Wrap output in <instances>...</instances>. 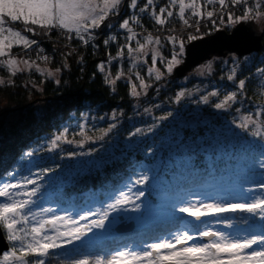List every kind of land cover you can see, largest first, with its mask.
Segmentation results:
<instances>
[{"label": "snow or ice", "instance_id": "snow-or-ice-1", "mask_svg": "<svg viewBox=\"0 0 264 264\" xmlns=\"http://www.w3.org/2000/svg\"><path fill=\"white\" fill-rule=\"evenodd\" d=\"M125 2L126 0H0V68L10 73L7 80L0 78V85L13 84L11 76L25 70L35 68L38 72L44 71L36 61L11 54L14 47L27 53L35 46L38 59L43 61L50 59L46 55H40L44 51L41 42L30 38L28 33L35 37L49 35L52 29H57L69 34L66 39L74 37L83 45H91L97 50L100 44L95 41L101 39L99 30L106 27L109 31L104 34L101 42L107 48L118 40L117 35L111 31L117 25L107 21L120 15V7ZM262 6L264 0H202V3L200 0H189L187 3L186 0H168L166 5L159 7L157 13L154 0H145L143 6H139V0H127L126 7L132 10L131 15L118 23V28L126 31L125 43L119 45L115 56L109 50L106 53L107 61H101L97 65L98 70L104 72L106 64L111 65L113 61H120L126 55L131 62V71L141 57L150 55L152 67L147 69V73L150 77L155 73L154 79L159 81L164 73L155 67L157 61L165 65L167 73H172L174 66L181 63L178 57L185 51L183 39L174 34L164 38L174 49L171 58L166 60L159 52L162 39L160 36L153 37L150 33L142 35L130 27V23L142 26L140 14H147L161 28H165L173 17L191 27L186 14L196 18L197 24L207 18L213 25H216V20L219 19L222 25L234 27L239 23L264 22V11L260 10ZM209 8L213 10H208ZM238 8L242 10L241 15H236L233 11ZM16 24L22 25V30L14 28ZM165 30L174 32V29ZM187 39L195 40L197 36L188 35ZM152 45L156 47H151ZM177 45L178 51L175 50ZM70 55L71 52L65 53V59ZM82 60L83 57H80L78 62ZM250 61H253L251 56L244 57L242 63L234 59L229 73L221 78L235 81L237 90L227 92L218 102L212 104L214 109L230 108L244 94L246 84L253 78H257L258 85H264V59L254 72H249L244 78L238 79L245 68L250 66ZM63 67L68 65L65 64ZM61 70L62 68H57L48 71L47 75L54 76ZM135 77L141 90L151 86L139 72L135 73ZM121 78L128 77L122 71H118L115 78L105 76V80L111 84H115L116 80ZM56 83L59 84L60 80L57 79ZM130 95L132 97L141 95L135 83H132ZM188 95H191L190 90L182 89L174 99L179 102ZM217 96L219 91L214 89L207 95H202L199 102L208 104L210 97ZM254 109L232 123L249 138L247 144L242 145L239 151L242 159H250L252 167L260 170L259 180L247 175L242 181L232 184L221 185L214 180L220 170L219 163L225 151H228L230 160H235L237 157L234 153L237 149L236 145H230L227 149L223 145L214 148L204 140L198 134L199 127L206 126V122L203 121L196 128L190 123L181 126V131H191L195 140L188 144L183 137L177 136L172 141L170 159L167 162L170 165L168 170L162 172L159 166L143 169L137 178L130 182L131 187L126 184V191L119 190L111 196L110 203L97 211L82 209L83 215L77 212L79 220L89 221L86 225L77 226V221L71 219L67 211L64 215H56L51 207H36L43 191L41 181L54 169H40L35 174V179L28 176L15 183L0 178V228L5 231L6 241L11 245L0 254V264H49L53 254L61 252L65 253L63 260L66 264H264V105L256 104ZM148 111L149 109H145V112ZM236 111L239 112L240 109ZM172 116L173 113L168 112L165 116L157 118V121L146 130L136 128L129 135H147L159 127L160 120ZM113 119H116L115 112ZM115 127V123L110 124L108 129L104 130V134ZM67 132L65 129L48 141L46 148L26 152L22 159L32 157L37 151L56 152L61 142L83 146L86 141L104 138L87 136L82 125L78 133L82 139H68ZM156 150L157 146L152 145L146 151L154 155ZM89 151L91 153L97 150L93 148ZM65 155L75 157L80 154L68 152ZM201 156L205 158L204 165L199 162ZM173 161L175 171L171 170ZM229 166V160H225L224 168L227 169ZM5 175L15 180V172H6ZM149 182L162 192L161 203L155 206H149L141 200L145 197L143 188H136L133 191L137 185L146 188ZM245 183L249 186L245 187ZM28 185L32 187L29 188ZM142 209L149 216L160 214L177 222H183L190 217L196 222L203 223L206 218L211 217L215 224H222L230 229L235 228L237 223L232 217L239 214V223L244 225V228L226 232L213 230L212 227L203 229L177 227L176 231H168L164 236H157L151 243H122L115 248L99 249L87 255L78 253L80 258H73L68 254L70 251L76 252L77 242L84 247H91L92 241L88 240V234L94 229L107 230L112 214L124 211L141 212ZM177 213L185 215L178 216ZM89 217L98 218L89 220ZM61 228L65 230L61 231Z\"/></svg>", "mask_w": 264, "mask_h": 264}, {"label": "rangeland", "instance_id": "rangeland-1", "mask_svg": "<svg viewBox=\"0 0 264 264\" xmlns=\"http://www.w3.org/2000/svg\"><path fill=\"white\" fill-rule=\"evenodd\" d=\"M145 2V0H142ZM189 0H186V3ZM202 3V0H200ZM127 3V2H126ZM139 6H143L139 0ZM122 9V5L120 7V13ZM128 9V8H127ZM211 10V8H209ZM261 11H264V6L261 7ZM131 11L128 9V14L123 15L122 21L124 18L131 15ZM157 13L159 12V8H156ZM178 11V9L176 10ZM236 15H241V9L233 10ZM144 15V14H140ZM147 15V14H145ZM148 16V15H147ZM186 18H192L190 14H186ZM113 17L110 18L109 21L112 23ZM227 17L225 16V21ZM108 22V21H107ZM135 23H130V27L133 31L137 33H141L142 35L152 34L153 37L160 36L161 45L159 46L160 54L167 59L171 58V54L173 52V45L168 43L165 37L169 34H174L178 38L180 36L175 33H170L165 30V28H155L152 32H145L142 29H139L135 25ZM255 24L264 34V22L252 23ZM219 29L229 30L230 27L219 24L217 26ZM143 43V39H141ZM186 42H184L185 44ZM261 49L258 52H251L244 55H236L234 53H227L224 56H212L209 59H206L194 66L191 70L180 77L172 76V73H167L165 71V65L160 61H157L156 68L164 73L162 78L157 81L154 79L153 74L150 77L147 73V69L152 67L151 56L141 57L140 60L137 61V64L134 68H131V62L125 55V58L120 61H113L112 63L117 64V69L115 73L111 72V65H107L103 72L104 76H109L110 78H115L118 71H122L126 74L128 78L125 79L130 83L132 87V83L137 85V90L141 91V95L139 97H132V108L128 114H124L119 110H111L109 112H104L102 114H98L94 109L82 111L79 114H72L71 120L67 123V125L59 132H54L51 136L44 139L37 147L38 148H46L48 141L55 138V136L59 135L65 129L68 130L67 137L68 139L79 140L82 139L80 135H78L80 131V126L82 125L87 133V136L90 137H100L103 136L102 140L100 139H92L86 141L83 146L78 144H66L61 142V146L56 152H47V151H37L35 156L43 154L48 158L52 164L48 165V168L54 169V171L47 173L41 184L43 185L42 196L37 201V208L43 207H51L54 209L56 215H64L65 211H67L71 217L77 221V226L86 225L88 220H79V217L76 215L79 212L80 215H83L82 209H91L92 211H97L102 206L111 202V196L114 193L104 192L103 196L99 197L96 194H92L89 198L81 203H73L71 200H65L62 203H55L52 201V197L57 195L61 188L64 186V183L68 178H72L78 174H81L86 171L94 170L107 162L114 160L115 158L126 154L128 151L132 149H140L143 155L150 157L153 160V166H159L160 170L166 171L170 168V165L167 163L170 159L171 152V143L177 137L181 136L185 139L188 144H192L195 140V137L191 131H181V126L185 123H190L193 128H196L201 121L206 122V126H202L203 132L198 133L200 136L204 138L209 144L213 145L214 148H220L222 145L227 149L230 145H236L235 156L237 159L230 160L228 151H225L223 161L229 160L230 167L226 170V173L222 175V177L217 178V180L222 179V181L218 184H232L234 182H240L244 179L245 175L251 177L252 179L259 180L260 170L258 168H253L251 164V160H245L241 158V152L239 151L242 145L247 144L248 137L238 128L232 121L237 120L239 117L246 115L248 112L254 111V105L260 104L264 105V100L259 102L247 101L244 97V94L241 95L237 102L233 103L230 108L226 110H216L212 107V104L218 102L220 98L223 97L227 92L226 89H223L221 86V82L215 80L212 76L213 73L220 69L222 70V75L226 76L229 73V69L233 65L234 59L238 63H242L244 61V57L256 56L257 58H261L264 56V40H261ZM133 47H135V43H133ZM151 47H156L152 45ZM178 51V45L175 48ZM184 55V53H183ZM183 55L178 58L182 61ZM15 56V55H13ZM18 57V56H16ZM146 60V63H145ZM250 63V62H249ZM126 64V65H125ZM40 65V64H39ZM261 65H258L259 67ZM43 72H40L44 75H47L48 71H54L55 69H50L48 67L40 65ZM175 67V66H174ZM210 68V70H209ZM28 71H36L35 68L31 70H25L23 72ZM38 72V71H36ZM139 72L140 76L145 80V82L149 85L145 90H141L139 88V81L136 80L135 73ZM60 72L56 73L53 78L56 80ZM48 76V75H47ZM49 77V76H48ZM1 78V77H0ZM4 79V78H3ZM7 80V79H5ZM228 81L227 79H224ZM257 82V78H255ZM236 86L235 81H228ZM109 83V82H108ZM110 86L113 84L109 83ZM180 84V85H179ZM258 85V84H257ZM177 86V87H176ZM259 92L264 96V85L257 86ZM190 90L191 95H188L181 99V101L176 102L175 96L176 94L182 90ZM219 91V96L210 97L208 104H204L200 101V97L202 95H207L213 90ZM229 90V89H227ZM231 91H236L237 88L230 89ZM131 91V90H130ZM52 105V101L48 99H43L36 101L34 103V107L38 113L44 112L47 108ZM145 109H149L148 112H145ZM236 109H240L239 112ZM116 113V119H113V113ZM168 112H172L173 116L169 117L166 120L159 121V127L155 128V130L147 135H135L130 136V133H133L136 128L147 129L148 126L152 125L157 118L165 116ZM24 116V110L22 109H11L10 111L4 114L3 124L4 127L8 128L19 122ZM101 122H105V128L100 129ZM116 124V127L113 128L106 135L104 134V130L108 129L110 124ZM103 126V125H102ZM201 128V127H199ZM156 145L157 150L154 155H150L147 153V148L149 146ZM96 149L97 151L91 152L90 149ZM35 149V150H36ZM68 152H76L80 155L75 157H67L65 154ZM215 153H213V156ZM163 161L164 163H160ZM200 161L205 162L204 156L200 157ZM175 161L172 162L171 170L175 171L174 168ZM152 167L151 165L147 166L146 164L141 165L138 173L143 170ZM41 168H36L31 171L27 175L24 176H15V180L7 179L13 183L18 180H21L23 177L31 176V178H36V173L39 172ZM249 169H252L251 171ZM138 173L132 177L127 185L131 187V181L135 180L138 176ZM214 178V180H215ZM126 185V184H125ZM125 185L122 186L119 190H127ZM245 187L249 185L245 183ZM29 188L32 185H28ZM136 188H143L145 190V197H142L141 200L145 202V204L149 206H155L161 203L162 192L160 188L154 187L151 182H149L148 186L145 188L142 185H137L133 188V191ZM117 192V191H116ZM152 196V197H151ZM47 215V214H46ZM185 215V214H184ZM98 217H89L90 219H96ZM168 219L160 214H155L153 216H149L142 209L141 212H132V211H124L119 213L112 214L111 223L108 226L107 230H99L94 229L92 233L88 234V240L92 241V245L98 243L100 240L105 241L104 238L108 237H116L117 234H125L130 233L131 235H136L139 233H150L154 231H149V228H152L159 221ZM188 221H194L192 218L187 217ZM207 219V218H206ZM205 219V220H206ZM121 221L124 222H132L133 228L129 231H116V227L119 225ZM200 223V222H196ZM69 229L71 228V222L68 223ZM155 227V226H154ZM205 227H211V225H204ZM182 229L181 227H179ZM202 228V229H203ZM213 228V227H212ZM236 229L243 228H213V230H220L226 232H234ZM3 230V229H2ZM64 228H61V231H64ZM158 230V229H157ZM172 230L173 232L176 231ZM156 232V231H154ZM5 239L6 233L3 230ZM166 233H163L159 236H164ZM156 238V237H153ZM128 239V238H127ZM155 239L147 243L153 242ZM199 242V241H197ZM191 243V242H189ZM75 246H81L79 242L76 243ZM11 245L8 243V248L3 250L2 253L8 250ZM1 253V254H2Z\"/></svg>", "mask_w": 264, "mask_h": 264}, {"label": "trees", "instance_id": "trees-1", "mask_svg": "<svg viewBox=\"0 0 264 264\" xmlns=\"http://www.w3.org/2000/svg\"><path fill=\"white\" fill-rule=\"evenodd\" d=\"M126 2L122 4L123 10L121 9L120 15L118 17L114 16L112 19V23L117 25V27H114L111 31L117 35L118 40L111 43L107 48L101 41L104 34H107L109 30L106 27H102L99 30L101 32V39L95 41V43L100 44L97 50H94L91 45H83L74 37L70 40L66 39L65 37L69 34L57 29H52L49 35L32 37L30 33L27 34L30 38L41 42V47L44 51L40 55L50 57L48 61L37 58L35 46H33L31 52L27 53L20 48L14 47L12 49V55L26 57L50 69L62 68V70L56 78V80H60L59 84L53 78L40 72L28 71L19 72L15 76H11V79L14 81L13 84L0 85V178L4 180L10 179L11 177L5 175L6 172H15L16 176H24L37 167L48 169V165L53 162L48 160L43 154L38 156L33 155L24 159L22 157H24L26 152L35 150L44 139L51 136L55 131H61L71 120L72 114H79L82 111L91 109H94L98 114L109 112L113 109L119 110L124 114L129 113L133 101L130 95V83L125 79H119L116 80L115 84L110 86L105 80L103 72L99 71L97 67L101 61H107L108 57L106 53L109 50L115 56L119 45L125 43L124 36L126 35V31L120 30L118 23L123 15L128 14ZM154 2L157 5L156 8H159L166 5L168 0H154ZM140 3L143 4L144 2L140 0ZM140 19L142 26L137 24L132 25L145 32H152L155 28H159L154 20L145 14L141 15ZM189 23L191 27L184 25L177 17H173L165 27L167 29H174L172 33L180 36L184 42H188V35H195L197 37L208 35L221 24L219 19H217L216 25H213L207 18L197 24L194 17L189 18ZM254 26L257 27L255 24ZM13 27L22 30V25L20 24H16ZM197 28L199 31H197ZM261 40H264L263 32ZM70 52L72 55L65 59L64 54ZM80 57H83L82 62H78ZM252 58L253 61H250V66L245 68L244 72L238 76V79L244 78L249 72H254L255 68L260 65V61L264 59V56L261 58L252 56ZM65 64L68 67H63ZM116 69V62L112 63L111 72L115 73ZM222 76V70L218 69L213 73L212 77L221 82L223 89H226L225 91H231L230 89L236 87L234 84L222 79ZM0 77L8 79L10 73L4 68H0ZM257 86L255 78L249 80L246 84L244 97L247 101L259 102L264 100V96L259 92ZM43 99L52 101V105L44 112L38 113L34 107V103ZM11 109L24 110V116L13 126L6 128L3 124L4 114ZM104 124L105 122H101L100 129L105 128L106 125ZM203 131L202 127L198 129V133ZM199 162L202 165L206 163V161ZM153 163V160L143 155L140 149H132L94 170L68 178L59 193L52 197V201L62 203L65 200H71V202L77 204L87 200L92 194L101 197L104 192L115 193L138 173L141 165L153 166ZM219 169L215 175L217 178L222 177L226 173L227 169L224 168L223 160L219 163ZM217 178H215V181L220 183L222 179L217 180ZM177 215L184 216L182 213H177ZM232 218L237 221L235 227L244 228V225L239 223V214H236ZM204 225H211L213 228L226 227L222 224H215L214 219L211 217L199 224L187 219L183 222L164 219L154 225L155 227L149 228V231H152L154 228L156 232L136 233V235L130 234L133 232L117 234L116 237L104 238V242L100 240L91 247L75 246L76 252L70 251L68 254L73 258H80L78 253L87 255L95 253L99 249L108 250L115 248L122 243H147L155 239L153 237L175 230L177 227H181L182 229H202ZM64 255L65 253L63 252L53 254L49 260V264H58V262L66 264V261L63 260Z\"/></svg>", "mask_w": 264, "mask_h": 264}, {"label": "water", "instance_id": "water-1", "mask_svg": "<svg viewBox=\"0 0 264 264\" xmlns=\"http://www.w3.org/2000/svg\"><path fill=\"white\" fill-rule=\"evenodd\" d=\"M262 31L252 22L239 23L229 30L219 29L204 36L189 40L184 44L185 51L181 63L173 68L172 76L180 77L194 66L212 56H224L227 53L244 55L261 48ZM132 222L121 221L116 231H129ZM8 248L2 228H0V254Z\"/></svg>", "mask_w": 264, "mask_h": 264}, {"label": "built area", "instance_id": "built-area-1", "mask_svg": "<svg viewBox=\"0 0 264 264\" xmlns=\"http://www.w3.org/2000/svg\"><path fill=\"white\" fill-rule=\"evenodd\" d=\"M98 34L101 35V32H99Z\"/></svg>", "mask_w": 264, "mask_h": 264}]
</instances>
